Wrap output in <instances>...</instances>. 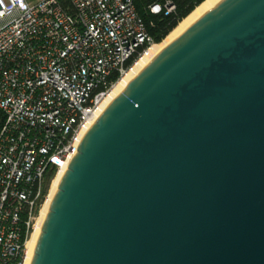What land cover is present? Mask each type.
Instances as JSON below:
<instances>
[{
  "label": "water",
  "instance_id": "water-1",
  "mask_svg": "<svg viewBox=\"0 0 264 264\" xmlns=\"http://www.w3.org/2000/svg\"><path fill=\"white\" fill-rule=\"evenodd\" d=\"M30 264H264V0H222L107 105Z\"/></svg>",
  "mask_w": 264,
  "mask_h": 264
},
{
  "label": "built area",
  "instance_id": "built-area-1",
  "mask_svg": "<svg viewBox=\"0 0 264 264\" xmlns=\"http://www.w3.org/2000/svg\"><path fill=\"white\" fill-rule=\"evenodd\" d=\"M152 44L132 0H0V264H23L46 174L67 169L112 87Z\"/></svg>",
  "mask_w": 264,
  "mask_h": 264
},
{
  "label": "bare ground",
  "instance_id": "bare-ground-1",
  "mask_svg": "<svg viewBox=\"0 0 264 264\" xmlns=\"http://www.w3.org/2000/svg\"><path fill=\"white\" fill-rule=\"evenodd\" d=\"M222 0H204L198 5L186 18H184L163 40L158 44H152L146 53L138 59L131 70L123 76L110 90L108 96L104 99L99 110L96 113V118L102 114L107 105L114 100L130 83V81L143 70L163 49L183 34L192 24L199 20L204 14L217 6ZM65 172V169L58 171L51 181L50 189L47 198L43 203L39 217L37 219L36 227L30 235L26 244V255L23 264H30L34 255L36 242L41 231L44 219L49 211L50 203L58 190L59 182Z\"/></svg>",
  "mask_w": 264,
  "mask_h": 264
},
{
  "label": "trees",
  "instance_id": "trees-1",
  "mask_svg": "<svg viewBox=\"0 0 264 264\" xmlns=\"http://www.w3.org/2000/svg\"><path fill=\"white\" fill-rule=\"evenodd\" d=\"M167 1L174 6L172 12L167 14L165 10H162L159 14H152L150 12L149 7L152 4L158 3L163 6ZM203 1L204 0H132V3L152 43L158 44ZM136 58L137 56L135 55L128 59L125 62V67L132 65ZM112 79L115 80L116 76H112ZM4 120V113L0 110V130ZM54 175V169H50L46 174L43 187L44 195L48 193V187ZM18 261L21 262V259H18ZM7 264H17V261L8 262Z\"/></svg>",
  "mask_w": 264,
  "mask_h": 264
},
{
  "label": "rangeland",
  "instance_id": "rangeland-1",
  "mask_svg": "<svg viewBox=\"0 0 264 264\" xmlns=\"http://www.w3.org/2000/svg\"><path fill=\"white\" fill-rule=\"evenodd\" d=\"M55 176H56V175H54L52 179H54ZM51 181H52V180H51ZM50 185H51V182H50L49 187H48V192H49V189H50ZM47 194H48V193H47Z\"/></svg>",
  "mask_w": 264,
  "mask_h": 264
},
{
  "label": "crops",
  "instance_id": "crops-1",
  "mask_svg": "<svg viewBox=\"0 0 264 264\" xmlns=\"http://www.w3.org/2000/svg\"><path fill=\"white\" fill-rule=\"evenodd\" d=\"M33 2L37 1V0H32Z\"/></svg>",
  "mask_w": 264,
  "mask_h": 264
}]
</instances>
